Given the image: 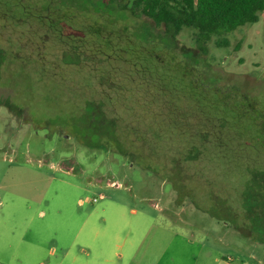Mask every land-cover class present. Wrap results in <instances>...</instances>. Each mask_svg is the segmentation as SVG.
<instances>
[{
    "label": "rangeland",
    "instance_id": "obj_1",
    "mask_svg": "<svg viewBox=\"0 0 264 264\" xmlns=\"http://www.w3.org/2000/svg\"><path fill=\"white\" fill-rule=\"evenodd\" d=\"M192 39L189 30L178 38L185 48ZM208 55L224 72L220 85L264 95V12L213 37ZM35 65L0 51V264H264V198L255 190L246 205L235 186H220L216 200L178 196L75 127L83 102L99 98L93 80L76 87L69 71L72 87H62Z\"/></svg>",
    "mask_w": 264,
    "mask_h": 264
},
{
    "label": "trees",
    "instance_id": "obj_2",
    "mask_svg": "<svg viewBox=\"0 0 264 264\" xmlns=\"http://www.w3.org/2000/svg\"><path fill=\"white\" fill-rule=\"evenodd\" d=\"M263 12L264 0H0V51L35 62L62 87L69 71L76 87L94 81L90 93L99 98L83 102L75 127L96 136V148L167 180L191 202L235 186L246 205L251 190L264 198V95L220 85L224 72L208 43ZM183 30L192 48L180 46Z\"/></svg>",
    "mask_w": 264,
    "mask_h": 264
},
{
    "label": "built area",
    "instance_id": "obj_3",
    "mask_svg": "<svg viewBox=\"0 0 264 264\" xmlns=\"http://www.w3.org/2000/svg\"><path fill=\"white\" fill-rule=\"evenodd\" d=\"M94 202L96 201V199L93 200Z\"/></svg>",
    "mask_w": 264,
    "mask_h": 264
}]
</instances>
